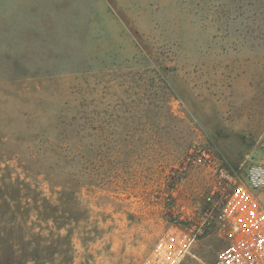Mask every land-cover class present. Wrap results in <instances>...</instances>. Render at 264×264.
I'll use <instances>...</instances> for the list:
<instances>
[{
	"label": "rangeland",
	"instance_id": "374dc122",
	"mask_svg": "<svg viewBox=\"0 0 264 264\" xmlns=\"http://www.w3.org/2000/svg\"><path fill=\"white\" fill-rule=\"evenodd\" d=\"M192 148L264 153V0H0V264H140L218 196Z\"/></svg>",
	"mask_w": 264,
	"mask_h": 264
},
{
	"label": "built area",
	"instance_id": "2783aa9c",
	"mask_svg": "<svg viewBox=\"0 0 264 264\" xmlns=\"http://www.w3.org/2000/svg\"><path fill=\"white\" fill-rule=\"evenodd\" d=\"M188 160L218 171V196L194 211L179 205L173 221L140 264H181L201 254L210 236L221 241L216 264H264V153L244 179L213 162L210 150L192 148Z\"/></svg>",
	"mask_w": 264,
	"mask_h": 264
},
{
	"label": "trees",
	"instance_id": "16d2710c",
	"mask_svg": "<svg viewBox=\"0 0 264 264\" xmlns=\"http://www.w3.org/2000/svg\"><path fill=\"white\" fill-rule=\"evenodd\" d=\"M226 165V164H225Z\"/></svg>",
	"mask_w": 264,
	"mask_h": 264
}]
</instances>
